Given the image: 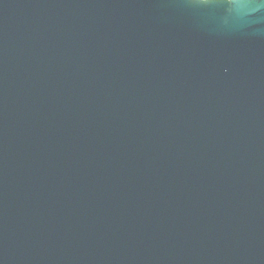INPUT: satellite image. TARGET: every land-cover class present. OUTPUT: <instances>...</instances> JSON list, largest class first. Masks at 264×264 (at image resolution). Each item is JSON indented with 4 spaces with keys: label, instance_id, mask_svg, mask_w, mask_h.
<instances>
[{
    "label": "water",
    "instance_id": "95a60500",
    "mask_svg": "<svg viewBox=\"0 0 264 264\" xmlns=\"http://www.w3.org/2000/svg\"><path fill=\"white\" fill-rule=\"evenodd\" d=\"M0 264H264V0H0Z\"/></svg>",
    "mask_w": 264,
    "mask_h": 264
}]
</instances>
